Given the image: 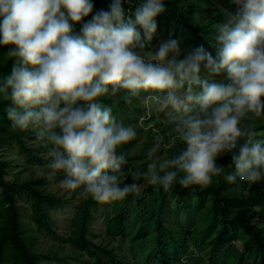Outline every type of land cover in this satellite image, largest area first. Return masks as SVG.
<instances>
[{
	"label": "clouds",
	"instance_id": "obj_1",
	"mask_svg": "<svg viewBox=\"0 0 264 264\" xmlns=\"http://www.w3.org/2000/svg\"><path fill=\"white\" fill-rule=\"evenodd\" d=\"M214 30L216 57L177 39L150 49L166 0H143L134 19L124 0L94 12L92 0H0V45L11 61L0 100L13 131L43 142L49 182L100 205L157 190L264 181V0H231ZM90 18V19H89ZM79 28V31H77ZM119 96L167 116L177 147L124 179L125 147L137 137L104 101ZM119 101H117L118 103ZM230 155L231 162L221 163ZM232 171L228 172L227 169Z\"/></svg>",
	"mask_w": 264,
	"mask_h": 264
},
{
	"label": "trees",
	"instance_id": "obj_2",
	"mask_svg": "<svg viewBox=\"0 0 264 264\" xmlns=\"http://www.w3.org/2000/svg\"><path fill=\"white\" fill-rule=\"evenodd\" d=\"M92 2L94 12L107 11L112 0ZM142 2L124 0L125 12L134 19ZM165 7L157 17L155 35L177 39L182 50L203 46L215 58V24L225 22L226 10L235 12L231 0H166ZM156 44L152 41L150 49ZM7 51L0 45V75L11 68L3 56ZM104 103L117 119L122 116L126 126L129 118L144 113L139 101L127 106L117 96ZM7 106L0 100V264H264V181L232 185L221 178L207 188L176 185L165 192L140 180L139 197L102 205L112 209L102 217V231L93 224L100 204L80 199L70 226L61 230L53 211L72 207L74 194L51 191L46 170L25 179L17 172L8 179L21 164L44 167L46 148L31 130L11 129ZM160 116L167 119L162 112ZM157 127L158 139L148 129L142 142L136 137L125 147L126 182H133L132 173L146 170L147 153L156 143L158 155L177 147L168 119L165 124L158 120ZM256 130L258 139L264 140V121L256 122ZM230 162V155L221 157V163ZM43 237H51L55 246L44 248ZM124 246L130 249L124 251Z\"/></svg>",
	"mask_w": 264,
	"mask_h": 264
},
{
	"label": "rangeland",
	"instance_id": "obj_3",
	"mask_svg": "<svg viewBox=\"0 0 264 264\" xmlns=\"http://www.w3.org/2000/svg\"><path fill=\"white\" fill-rule=\"evenodd\" d=\"M170 38H172V37L169 35H166V34H163L160 36L155 35L153 38V42H154V44L157 43L156 47H158L157 45H159L160 42L166 41ZM180 48L182 50V47H180ZM5 49H7V48H5ZM182 51H184V50H182ZM141 110L144 111V113L143 114H137L134 118H131V119L129 118L128 124H132L135 127V129L137 131V138L141 142L145 139V134L147 133L148 129H150L152 131L153 134H151V135L153 136V138L155 140L158 139L159 136L156 135V133L159 132V129L157 127V122H158V120H160L163 124H165V123H167V119L161 117L160 112H158L155 108H153V110H151V107H146L143 105ZM121 118H122V116L120 115L118 120H121ZM156 145H157V143H156ZM16 149L18 150V148H16ZM23 157L26 159L25 156H23ZM44 170L48 171L43 166L42 167H38V166H34V165L25 166V165L21 164L20 167H17L15 170L12 171V174L9 173L8 179L12 178L13 174L17 173V172H20L21 177L25 179L32 174L41 173ZM60 179H62L61 176H57L55 182H50L49 189L51 191L57 192L59 195L65 194L66 196H70V195H68V194H70L68 191H66L60 187V184H59ZM79 203H80V200L75 198L71 202L72 207L68 208L67 206H65L64 209H61L58 211L57 210L53 211L54 219L56 221H58L61 230L66 232L67 227L70 226L71 220L74 217L75 206L79 205ZM110 211H112V209H110V208L106 209V208L102 207V205H100L94 211L95 219L93 221V224L96 227L97 232L102 231V229L104 228L103 220H102L104 213H107ZM40 241H43L42 246L44 248L54 247L55 243H56L51 237H43L40 239ZM129 249H130V246H124V251H128ZM183 258H186V255L183 256ZM256 258L252 259V263H254L257 260ZM87 259L89 261H92V259L89 257H87ZM59 264H62V263H59Z\"/></svg>",
	"mask_w": 264,
	"mask_h": 264
}]
</instances>
